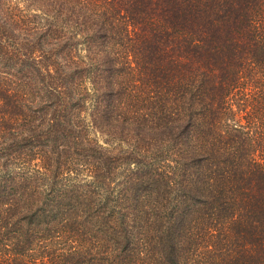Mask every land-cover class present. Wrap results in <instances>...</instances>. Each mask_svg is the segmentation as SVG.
<instances>
[{"label":"trees","instance_id":"16d2710c","mask_svg":"<svg viewBox=\"0 0 264 264\" xmlns=\"http://www.w3.org/2000/svg\"><path fill=\"white\" fill-rule=\"evenodd\" d=\"M0 264H264V0H0Z\"/></svg>","mask_w":264,"mask_h":264},{"label":"rangeland","instance_id":"374dc122","mask_svg":"<svg viewBox=\"0 0 264 264\" xmlns=\"http://www.w3.org/2000/svg\"><path fill=\"white\" fill-rule=\"evenodd\" d=\"M86 122H87V120H86ZM87 134H88L90 139L96 140L99 144H101L102 146L107 148L110 155L113 157V159L119 158V157L120 158L122 157L121 159H123L124 157H127L129 155V152H132V150H133L132 144H129L130 141H129V143L128 142H121L115 138L113 140H110L109 144H106V143H104L105 136H102L100 133L94 131L93 129L89 128ZM149 151H151L152 153L155 152L154 149H150ZM151 152H149L147 155L154 157V155H151L152 154ZM152 157H151V160L148 159V161H151V163L154 161V160H152ZM80 163H82V162L80 161ZM135 167L136 166H134V164L130 160H127L125 163H123L122 166L118 169V172H121V174H123V177L119 176V174H118L116 176V182H121L122 179H124L125 177L127 178L129 171H134ZM116 187H117V185H116ZM116 189H115V191H116Z\"/></svg>","mask_w":264,"mask_h":264}]
</instances>
